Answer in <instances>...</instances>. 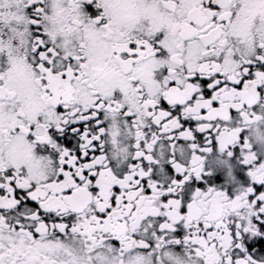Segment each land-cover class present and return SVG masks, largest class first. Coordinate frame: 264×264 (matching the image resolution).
<instances>
[{
	"label": "snow or ice",
	"instance_id": "1",
	"mask_svg": "<svg viewBox=\"0 0 264 264\" xmlns=\"http://www.w3.org/2000/svg\"><path fill=\"white\" fill-rule=\"evenodd\" d=\"M0 264H264V0H0Z\"/></svg>",
	"mask_w": 264,
	"mask_h": 264
}]
</instances>
